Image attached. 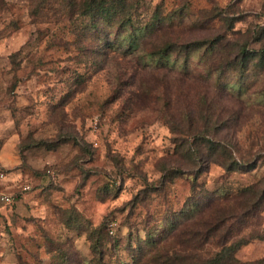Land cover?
<instances>
[{
    "label": "rangeland",
    "instance_id": "rangeland-1",
    "mask_svg": "<svg viewBox=\"0 0 264 264\" xmlns=\"http://www.w3.org/2000/svg\"><path fill=\"white\" fill-rule=\"evenodd\" d=\"M105 1L0 0V264L264 259V0Z\"/></svg>",
    "mask_w": 264,
    "mask_h": 264
},
{
    "label": "trees",
    "instance_id": "trees-1",
    "mask_svg": "<svg viewBox=\"0 0 264 264\" xmlns=\"http://www.w3.org/2000/svg\"><path fill=\"white\" fill-rule=\"evenodd\" d=\"M113 2H116V0H113ZM101 7L103 9L107 7V2L105 0H101ZM130 23H132V20H129V24ZM175 51H177V50H175V44L167 43L166 45H164L163 48H161V50L159 52H155L154 56L156 58L158 57L159 59L168 58ZM229 54L226 57L225 62L221 65V73L220 74H224V72L228 69L238 71L237 70V69H239L238 67L247 68L251 59L254 58V56L252 54H250V52H247L245 48L239 49L237 54H235V52H230ZM259 56H260V60L262 62H264V53H261ZM186 57H187V55H186ZM204 141L209 145V146H206V149H207V152L209 153V156L215 157V161H219L225 167L239 165L237 160L233 156L231 150H229L228 147L218 146V144H219L218 142L210 140V139L204 140ZM1 171L8 172L6 170H1ZM247 192H249V194H251L252 189L251 188L245 189L243 191V194H245ZM231 199L227 198L226 200L228 201ZM216 206L218 207V205H216ZM220 210H223L222 206L220 207ZM112 233L115 234L114 232H112ZM253 239H255V238H253ZM239 248H240V244H238V245H235V244L224 245L223 249L216 256L210 258L208 261H205L203 263H195V264H244V263L238 261L235 257V254ZM245 264H264V259H261V260L255 261V262H251V263H245Z\"/></svg>",
    "mask_w": 264,
    "mask_h": 264
},
{
    "label": "built area",
    "instance_id": "built-area-1",
    "mask_svg": "<svg viewBox=\"0 0 264 264\" xmlns=\"http://www.w3.org/2000/svg\"><path fill=\"white\" fill-rule=\"evenodd\" d=\"M10 174V172H0V202L6 205L13 204L14 202V194L11 193L12 188H10Z\"/></svg>",
    "mask_w": 264,
    "mask_h": 264
},
{
    "label": "crops",
    "instance_id": "crops-1",
    "mask_svg": "<svg viewBox=\"0 0 264 264\" xmlns=\"http://www.w3.org/2000/svg\"><path fill=\"white\" fill-rule=\"evenodd\" d=\"M10 181H11V180H10ZM10 183H11L10 188H12L11 190H13V189H14V186H13L12 182H10ZM0 240H2V239H1V234H0Z\"/></svg>",
    "mask_w": 264,
    "mask_h": 264
}]
</instances>
